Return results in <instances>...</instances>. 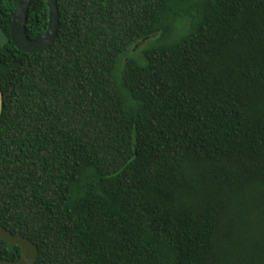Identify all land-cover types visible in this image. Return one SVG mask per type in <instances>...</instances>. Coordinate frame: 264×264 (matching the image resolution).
I'll use <instances>...</instances> for the list:
<instances>
[{
  "label": "trees",
  "instance_id": "1",
  "mask_svg": "<svg viewBox=\"0 0 264 264\" xmlns=\"http://www.w3.org/2000/svg\"><path fill=\"white\" fill-rule=\"evenodd\" d=\"M57 8L0 45V229L34 264H264V0Z\"/></svg>",
  "mask_w": 264,
  "mask_h": 264
},
{
  "label": "water",
  "instance_id": "2",
  "mask_svg": "<svg viewBox=\"0 0 264 264\" xmlns=\"http://www.w3.org/2000/svg\"><path fill=\"white\" fill-rule=\"evenodd\" d=\"M32 0H16V6L12 15L9 35L0 27V45L11 42L13 46L23 53H37L47 49L56 37L59 27V11L57 0H45L48 8V26L45 33L37 40H30L26 35V23L28 9ZM3 107V95L0 88V117ZM0 240L17 246L21 250L20 258L14 262L4 261L0 264H34L37 260L38 249L28 239L19 235H13L9 231L0 229Z\"/></svg>",
  "mask_w": 264,
  "mask_h": 264
}]
</instances>
